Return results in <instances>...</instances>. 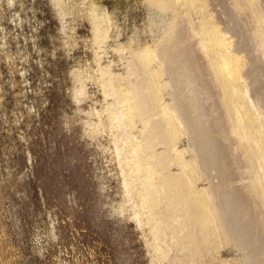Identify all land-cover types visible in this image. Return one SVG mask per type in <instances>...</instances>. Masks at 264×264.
<instances>
[{"label": "rangeland", "instance_id": "1", "mask_svg": "<svg viewBox=\"0 0 264 264\" xmlns=\"http://www.w3.org/2000/svg\"><path fill=\"white\" fill-rule=\"evenodd\" d=\"M0 264H264V0H0Z\"/></svg>", "mask_w": 264, "mask_h": 264}, {"label": "bare ground", "instance_id": "2", "mask_svg": "<svg viewBox=\"0 0 264 264\" xmlns=\"http://www.w3.org/2000/svg\"><path fill=\"white\" fill-rule=\"evenodd\" d=\"M210 141H211V140H210ZM211 142H212V141H211ZM214 142H215V141H214ZM215 143H216V142H215ZM210 145H212V147H214V146H213V143H211ZM214 145H215V144H214ZM217 146H218V145H217ZM212 147H211V148H212ZM209 149H210V148H209ZM218 149H219V148H217V150H218ZM215 150H216V149H215ZM215 150H210L212 155H213V152H214ZM205 151H206V150H205ZM208 151H209V150H208ZM219 151H220V150H219ZM207 153H208V152H207ZM214 153H215V152H214ZM204 154H205V153H204ZM220 154H221V152H220ZM223 154H224V153H223ZM223 154H222V155H223ZM206 155L209 156L210 154H206ZM224 155H225V154H224ZM225 156H226V155H225ZM212 157H213V158H212ZM212 157H211V158L215 160V155H213ZM208 158H209V157H208ZM208 158H207V159H208ZM209 159H210V158H209ZM209 159H208V160H209ZM226 160H227V159H226ZM226 160L222 162V163H225V164H222V163H221V164H222V165H226V164H227L226 167L230 168V167H231V161H226ZM211 162H213V161H211ZM211 162H210V163H211ZM218 162H219V160H218ZM218 162H216V163H218ZM228 164H229V166H228ZM234 200H235V199H234ZM235 202H236V201H234V203H235ZM234 205L237 206L236 203H235ZM239 216L242 217V215H239Z\"/></svg>", "mask_w": 264, "mask_h": 264}]
</instances>
